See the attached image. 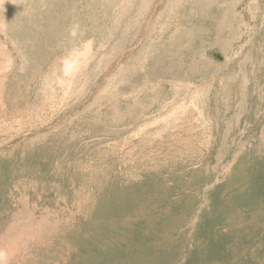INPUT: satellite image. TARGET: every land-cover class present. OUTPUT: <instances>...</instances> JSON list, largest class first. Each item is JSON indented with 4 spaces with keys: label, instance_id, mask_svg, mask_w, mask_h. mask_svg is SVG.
Masks as SVG:
<instances>
[{
    "label": "rangeland",
    "instance_id": "374dc122",
    "mask_svg": "<svg viewBox=\"0 0 264 264\" xmlns=\"http://www.w3.org/2000/svg\"><path fill=\"white\" fill-rule=\"evenodd\" d=\"M263 3L0 0L6 264H264Z\"/></svg>",
    "mask_w": 264,
    "mask_h": 264
},
{
    "label": "clouds",
    "instance_id": "9594fccd",
    "mask_svg": "<svg viewBox=\"0 0 264 264\" xmlns=\"http://www.w3.org/2000/svg\"><path fill=\"white\" fill-rule=\"evenodd\" d=\"M0 264H6V257L3 254H0Z\"/></svg>",
    "mask_w": 264,
    "mask_h": 264
},
{
    "label": "water",
    "instance_id": "95a60500",
    "mask_svg": "<svg viewBox=\"0 0 264 264\" xmlns=\"http://www.w3.org/2000/svg\"><path fill=\"white\" fill-rule=\"evenodd\" d=\"M214 57L217 58V59H222V55L220 53H218V52H216L214 54Z\"/></svg>",
    "mask_w": 264,
    "mask_h": 264
},
{
    "label": "bare ground",
    "instance_id": "6f19581e",
    "mask_svg": "<svg viewBox=\"0 0 264 264\" xmlns=\"http://www.w3.org/2000/svg\"><path fill=\"white\" fill-rule=\"evenodd\" d=\"M264 4V3H263ZM249 10V9H248ZM255 11V10H254ZM253 16V15H252ZM209 33V32H208ZM245 34V33H244ZM219 38V37H218ZM251 39V38H250ZM249 40V39H248ZM260 42V40H259ZM237 55V54H236ZM239 55V54H238ZM254 62V61H253ZM254 66V65H253ZM254 73V72H253ZM261 80V79H260ZM246 82V81H245ZM230 86V85H229ZM230 91V90H229ZM228 94V93H227ZM230 94V93H229ZM230 102V101H229ZM227 104V103H226ZM263 105V104H262ZM236 106V105H235ZM245 109V108H244ZM259 110V109H258ZM235 115V114H234Z\"/></svg>",
    "mask_w": 264,
    "mask_h": 264
}]
</instances>
